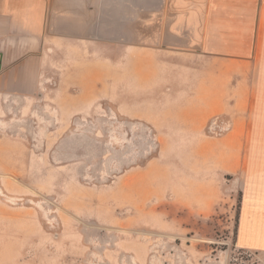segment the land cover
I'll list each match as a JSON object with an SVG mask.
<instances>
[{"label": "rangeland", "instance_id": "rangeland-1", "mask_svg": "<svg viewBox=\"0 0 264 264\" xmlns=\"http://www.w3.org/2000/svg\"><path fill=\"white\" fill-rule=\"evenodd\" d=\"M130 50L48 37L38 78L4 88L0 264H264L237 245L215 149L156 129L166 104L129 82Z\"/></svg>", "mask_w": 264, "mask_h": 264}, {"label": "crops", "instance_id": "crops-1", "mask_svg": "<svg viewBox=\"0 0 264 264\" xmlns=\"http://www.w3.org/2000/svg\"><path fill=\"white\" fill-rule=\"evenodd\" d=\"M48 37L131 49L129 82L166 104L156 129L215 149L241 193L237 245L264 260V0H0V98L38 78Z\"/></svg>", "mask_w": 264, "mask_h": 264}]
</instances>
